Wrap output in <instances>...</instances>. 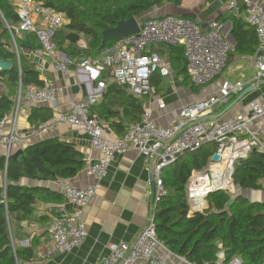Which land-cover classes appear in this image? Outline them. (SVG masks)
Instances as JSON below:
<instances>
[{"label":"built area","instance_id":"built-area-1","mask_svg":"<svg viewBox=\"0 0 264 264\" xmlns=\"http://www.w3.org/2000/svg\"><path fill=\"white\" fill-rule=\"evenodd\" d=\"M5 1L14 8L18 18L15 34L34 33L41 51L51 59L57 71L68 75L71 68H75L85 77L84 82L79 83L91 88L84 98L72 102L68 111L59 112L54 106L56 89L52 83L44 80L42 86L23 87L19 82L13 99L14 108L0 121V155L6 160L26 146L17 129V113L22 100L30 105L50 104L53 107L52 117L38 124L31 134H42L58 125L77 128L87 135L91 150L98 154L96 160L89 156L85 159L84 173L93 179L94 185L85 188L69 183L60 185L68 208H58L53 218L50 230L52 250L71 253L83 244L87 236L83 208L96 195L99 182L106 175L115 154L135 150L144 157L152 174L147 192L151 197L150 218L132 244H108L109 255L94 264H137L138 261L173 264L171 253L156 236L152 217L154 203L163 192V170L182 155L196 152L208 142L215 145L214 154L219 155V160L212 161V155L202 170H192L184 189L190 213H202L208 208L206 199L210 193L224 191L231 194L234 165L239 159L246 158L252 151L264 156V128L261 125L264 121V95L249 103V112L243 118L223 121L209 118L216 107L227 105L231 97L241 95L248 87L264 84V8L251 0H231L228 3L230 15L235 17L240 12L238 2L243 4L244 23L256 35L255 71L249 80H222L216 93L182 107L166 126L157 125L152 113L145 111L139 122L126 126L122 137L112 139L106 137L102 121L91 110L103 98L106 78L134 97L152 98L162 110L165 103L157 96L151 80L156 74L168 77L170 70L150 46H181L190 82L198 87L206 86L220 77L233 52L226 24L213 20L202 27L192 19L180 16L150 17L140 21L137 33L118 39L97 56L74 60L59 52L53 41L54 34L69 22L65 13L37 0ZM10 34L14 42V36ZM15 51L17 53L16 47ZM5 183L4 177V188ZM218 247L221 249L220 244ZM216 257L214 264H243L239 257L225 261L221 250ZM261 264H264V257Z\"/></svg>","mask_w":264,"mask_h":264},{"label":"trees","instance_id":"trees-1","mask_svg":"<svg viewBox=\"0 0 264 264\" xmlns=\"http://www.w3.org/2000/svg\"><path fill=\"white\" fill-rule=\"evenodd\" d=\"M37 1L66 14L69 22L54 34L53 41L59 52L74 60L95 57L117 41L118 39L102 41V32L115 27L116 21L128 20L131 17L140 18L164 3L179 5L178 0ZM231 18L235 19L233 16ZM17 23L14 8L5 0H0V62L11 63L8 71L0 70V82L4 87L0 90V121L14 107L13 99L19 82L23 87L31 84L42 86L36 66L23 55L24 51L41 50V46L34 33L17 36L14 32ZM245 26L247 27L243 21L235 19L231 32L235 41L234 53L243 54L249 51L252 54L258 48L254 30L250 27L245 29ZM10 33L14 36V42ZM81 37L86 39L85 49L77 46ZM172 48L182 50V54L179 53L177 58L179 64L185 63L186 68L183 48L171 46ZM186 77L192 89L198 88L190 82L187 72ZM158 84L159 78H156V86ZM118 87L110 86L101 103L95 104L91 110L97 111L98 118L105 121L112 130L121 132L124 126L113 120L123 116L128 125L135 124L140 121L143 108L137 99L122 93ZM113 95L119 96L120 100L112 99ZM34 112L35 109H32L29 117L31 124L36 122ZM50 118L51 116L44 118L40 123L47 122ZM209 144L212 143L204 144L196 152L182 155L173 165L163 170V192L155 201L152 210L156 236L172 255L184 259L189 264H214L220 250L223 251L227 262L233 257H239L243 264H261L264 257V204L237 196L227 208L232 199L231 194L217 191L208 195V208L205 211L190 213L185 185L191 171L204 168L214 154L215 150L210 153ZM84 167V155L73 144L58 138L24 146L22 154L16 159L10 157L6 160L0 155V174L4 175L6 181L5 188L3 183H0V264L33 263L34 250L38 247L39 239H33L29 246H19L12 230V221L30 220L37 202L59 204L63 200L59 193L41 187L23 186L20 181L26 179L48 182L71 179ZM262 179L264 156L259 152L252 151L246 158L235 163V188L258 191L262 189L259 184ZM238 203L247 207L240 209Z\"/></svg>","mask_w":264,"mask_h":264},{"label":"crops","instance_id":"crops-1","mask_svg":"<svg viewBox=\"0 0 264 264\" xmlns=\"http://www.w3.org/2000/svg\"><path fill=\"white\" fill-rule=\"evenodd\" d=\"M178 1L179 5L164 3L152 10L156 11V16L174 15L189 18L201 24L202 27H206L207 23L213 20L224 22L227 26V37L231 44L233 42V47L235 46L234 38L231 35L235 26V19L244 22L243 17L245 15V8L240 1L238 2L240 12L238 16H233L235 19L231 18L228 10V3L231 0ZM251 1L255 5L264 8V0ZM246 38L248 39L249 36ZM77 46L82 49L86 47V39L81 37ZM150 48L159 54L170 70L168 77H161L156 74L158 77L154 76L152 79L157 96L163 99L165 108L159 110L152 98L134 97L123 88L118 87L109 78H106L104 94L110 86L116 85L122 93L138 100L143 108V113L150 111L155 123L160 126L168 125L182 107L201 101L216 93L222 80H249L255 71L254 56L257 48L252 54L249 51L243 54L231 52L227 66L220 77L206 86L192 89L186 77L185 63L179 64L178 62L177 57L179 53L182 54L181 49H171V47L161 45L150 46ZM23 55L36 66V70L40 73V81L47 80L54 85L56 89L54 106L57 107L59 112L68 111L72 102L81 100L87 92H90V87L79 83L84 82L85 77L82 72L77 71L75 68H71L70 74L64 75L54 68L51 59L41 50L24 51ZM156 78H159L157 86ZM1 86L3 85L1 84ZM263 95L264 84H260L253 87L241 99H239L240 95L231 97L227 105L216 107L209 118L217 121L243 118L249 112V103ZM118 98L119 96L113 95L112 99L118 101L120 100ZM32 109H35L33 116L36 118V122L33 124L29 122ZM53 113V107L50 104L30 105L25 100L20 103L17 113V129L19 134L24 137L25 145L58 138L61 141L73 144L84 155L85 159L89 156L92 160H96L98 154L91 150L87 135L77 128L58 125L48 129L45 133L31 134L36 125L40 124V120L52 117ZM92 113L97 115L95 110H92ZM101 121L106 137L112 139L122 137L126 126L129 124L123 116H121V119L115 118L113 120L115 123H121L124 126V129L118 132L112 130L105 121ZM261 125L264 128V121L261 122ZM146 164L144 157L135 150L128 151L125 154H115L106 175L99 182L96 195L82 210V217L87 231L86 239L79 248L74 249L71 253L55 252L52 250L50 243L52 221L58 208L65 206L64 199L59 204L37 202L30 220L23 222L13 220L11 225L16 243L25 247L29 246L33 239H39L38 247L34 250L35 256L32 264H94L109 255L108 244H132L150 218L151 197L147 195V192L150 188L149 183L152 181V174L147 169L148 165ZM3 180L4 175L0 174V182ZM64 183L79 188L94 185L93 179L86 177L84 169L71 179L48 182L26 179L20 181L23 186L41 187L59 194H61L60 185ZM259 184L262 189L258 191L250 190L249 195L247 194L249 196H247V200L264 204V179ZM245 191L247 192V190ZM65 207L68 208L67 205ZM170 259L173 264H189L184 259L172 254H170ZM137 264L146 263L138 261Z\"/></svg>","mask_w":264,"mask_h":264},{"label":"water","instance_id":"water-1","mask_svg":"<svg viewBox=\"0 0 264 264\" xmlns=\"http://www.w3.org/2000/svg\"><path fill=\"white\" fill-rule=\"evenodd\" d=\"M140 21H141V19L137 18V17H131L128 20L116 21L115 22V27L107 29V30L102 32V41H104V42L114 41V40L126 37L128 35L137 33L139 31V23H140ZM232 44H233V42H232ZM10 66H11V63H9V62H0V70H2V71H8L10 69ZM252 88L253 87H250V88L246 89L240 95L239 99H241L244 95H246L249 91H251ZM21 154H22V149H19L11 157H12V159H16ZM219 158L220 157H219L218 154H213L212 161H218ZM237 196H242V195L238 194ZM237 196H235V197H237ZM234 198H232L228 202L227 208L230 207L233 204Z\"/></svg>","mask_w":264,"mask_h":264},{"label":"rangeland","instance_id":"rangeland-1","mask_svg":"<svg viewBox=\"0 0 264 264\" xmlns=\"http://www.w3.org/2000/svg\"><path fill=\"white\" fill-rule=\"evenodd\" d=\"M157 14H156V11H149V12H147L146 14H144L143 16H141L140 17V19L141 20H143V19H145V18H150V17H154V16H156ZM2 84V83H1ZM1 84H0V90H3L4 89V87L3 86H1ZM23 101V100H22ZM21 101V102H22ZM208 149H209V151H210V153H213V151L215 150V145L212 143V144H209L208 145ZM203 168H201V169H199V170H202ZM1 183V182H0ZM2 183H3V181H2ZM2 183H1V185H2ZM250 190H247V192L245 191V190H240V189H238V188H235L234 187V189H233V191L231 192V197L232 198H234L235 196H237L238 194H241L242 195V197H244V198H246L247 199V196L249 195L248 194V192H249ZM248 194V195H247ZM249 197V196H248ZM249 201V200H248ZM250 202H252V201H250ZM245 207H247L246 205H242L241 203H238V208H240V209H245ZM51 230V229H50Z\"/></svg>","mask_w":264,"mask_h":264}]
</instances>
